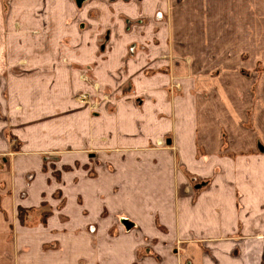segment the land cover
Wrapping results in <instances>:
<instances>
[{
  "label": "crops",
  "instance_id": "crops-1",
  "mask_svg": "<svg viewBox=\"0 0 264 264\" xmlns=\"http://www.w3.org/2000/svg\"><path fill=\"white\" fill-rule=\"evenodd\" d=\"M108 1L116 24L144 26L130 33L146 45L144 68H171L183 92L170 97L168 80L144 77L140 109L112 115L107 142H95L93 176L83 166L94 154L63 155L79 166L41 226H23L19 208L56 205L44 154L7 157L0 122V264L7 245L20 262L34 249L36 264H264V0ZM192 179L205 186L187 191ZM43 242L57 249L43 255Z\"/></svg>",
  "mask_w": 264,
  "mask_h": 264
},
{
  "label": "rangeland",
  "instance_id": "rangeland-1",
  "mask_svg": "<svg viewBox=\"0 0 264 264\" xmlns=\"http://www.w3.org/2000/svg\"><path fill=\"white\" fill-rule=\"evenodd\" d=\"M113 13L108 0H0V122L2 137L11 145L6 155L43 152V171L49 174L56 201L55 206L43 200L39 207L19 208L23 226L46 225L53 209L65 205L63 174L73 173L79 163H63V155L90 152L92 164L83 167L91 176L95 162L100 168L101 150L95 142H107L112 115L132 113L133 104L140 109V101L149 94L141 87L144 77L168 80L165 92L170 97L183 92V78L171 68H144L148 57L141 49L146 45L130 35L138 27L145 32L144 26L137 27L128 17L116 24ZM161 59L173 63L167 54ZM162 141L156 145L174 152L173 143ZM34 179L30 175L27 185ZM72 181L70 191L76 192L77 180ZM197 184L192 179L187 191L205 186ZM16 236L12 229L7 241L16 242ZM180 243L177 240L175 246L178 257L183 251ZM52 249H57L56 242H43L40 251L45 255ZM21 251L20 262L17 248L7 245L4 264L9 257L10 264H36L34 249Z\"/></svg>",
  "mask_w": 264,
  "mask_h": 264
},
{
  "label": "water",
  "instance_id": "water-1",
  "mask_svg": "<svg viewBox=\"0 0 264 264\" xmlns=\"http://www.w3.org/2000/svg\"><path fill=\"white\" fill-rule=\"evenodd\" d=\"M168 143H171V140H168Z\"/></svg>",
  "mask_w": 264,
  "mask_h": 264
},
{
  "label": "trees",
  "instance_id": "trees-1",
  "mask_svg": "<svg viewBox=\"0 0 264 264\" xmlns=\"http://www.w3.org/2000/svg\"><path fill=\"white\" fill-rule=\"evenodd\" d=\"M20 213H22V209H20Z\"/></svg>",
  "mask_w": 264,
  "mask_h": 264
},
{
  "label": "bare ground",
  "instance_id": "bare-ground-1",
  "mask_svg": "<svg viewBox=\"0 0 264 264\" xmlns=\"http://www.w3.org/2000/svg\"><path fill=\"white\" fill-rule=\"evenodd\" d=\"M82 98H85L86 99V97H82Z\"/></svg>",
  "mask_w": 264,
  "mask_h": 264
},
{
  "label": "flooded vegetation",
  "instance_id": "flooded-vegetation-1",
  "mask_svg": "<svg viewBox=\"0 0 264 264\" xmlns=\"http://www.w3.org/2000/svg\"><path fill=\"white\" fill-rule=\"evenodd\" d=\"M87 98V96H85Z\"/></svg>",
  "mask_w": 264,
  "mask_h": 264
}]
</instances>
